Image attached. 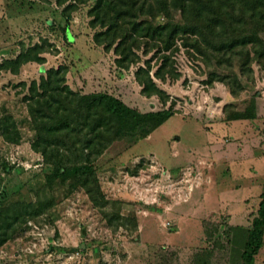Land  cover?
<instances>
[{
	"label": "rangeland",
	"instance_id": "374dc122",
	"mask_svg": "<svg viewBox=\"0 0 264 264\" xmlns=\"http://www.w3.org/2000/svg\"><path fill=\"white\" fill-rule=\"evenodd\" d=\"M88 8L73 13L67 35L56 0H0V62L42 38L59 48L46 53L44 65L30 62L16 74L0 72V115L13 114L22 134L17 145L0 135L2 185L13 198L55 199L0 247V264H198L195 257L202 253L201 264L236 263L264 191V72L257 67L256 82L244 79L246 89L238 97L224 83L205 84L208 67L186 50L176 54L179 79H156L178 113L137 143L115 141L95 163L105 195L119 201L105 210L120 212L127 217L122 221L134 217L137 226L117 227L121 218L105 215L83 189L70 193L59 184L44 189L48 168L31 148L27 90L18 84L39 80L42 66L67 62L74 90L107 91L144 112L170 105L142 93L137 65L119 71L114 53L93 43ZM157 64L155 59L154 68ZM234 109L256 116L231 121L226 113ZM221 224L230 227L229 235L220 238L219 231L211 240L206 228ZM218 238L223 243L216 245ZM213 246V254H205ZM255 258L264 264V244Z\"/></svg>",
	"mask_w": 264,
	"mask_h": 264
},
{
	"label": "trees",
	"instance_id": "16d2710c",
	"mask_svg": "<svg viewBox=\"0 0 264 264\" xmlns=\"http://www.w3.org/2000/svg\"><path fill=\"white\" fill-rule=\"evenodd\" d=\"M93 2L91 5V0H56L66 18L62 26L65 34L68 35L73 13L81 6H88L89 26L94 30L93 43L106 53H114L119 71L137 65L135 76L142 93L158 96L165 106L170 102L169 107L144 112L107 91L82 93L74 90L69 85L70 65L67 62L50 68L42 66L39 80L18 84L27 90L23 101L34 129L31 148L41 155L42 163L48 168L44 189L53 188L55 184L66 185L70 193L83 189L95 207L103 209L105 215L117 214L122 221L127 217L120 212L105 210L111 205L115 207L119 201L105 195L96 170L97 159L115 141L131 139L137 143L178 113L176 101L156 82V79L180 78L176 54L186 50L201 61L208 67L204 83L208 86L224 83L234 97L246 89L244 79L256 82L255 67L264 72V0ZM176 16L178 23H175ZM54 47L48 38H42L3 59L0 72L16 74L30 62L44 65L46 53L59 52V48ZM155 59L156 68L153 66ZM232 106L233 103L226 107ZM226 114L231 121L256 116L246 109L228 110ZM0 135L10 144L21 142L22 134L13 114L0 115ZM3 167L6 172L12 169L6 161ZM2 182L0 178V247L55 204L53 196L35 200L13 198ZM132 219L122 221L117 227L126 226L128 222L137 226L136 219ZM226 225H217L213 230L208 227L206 233L212 240L220 231V238H224L231 230ZM220 238L214 244L221 243ZM242 243L239 259L234 264H258L255 257L264 244V191L258 213L246 229ZM215 247L205 254H213ZM203 255H197L195 262L201 264Z\"/></svg>",
	"mask_w": 264,
	"mask_h": 264
},
{
	"label": "crops",
	"instance_id": "0c3cea01",
	"mask_svg": "<svg viewBox=\"0 0 264 264\" xmlns=\"http://www.w3.org/2000/svg\"><path fill=\"white\" fill-rule=\"evenodd\" d=\"M242 120H246V119H242Z\"/></svg>",
	"mask_w": 264,
	"mask_h": 264
}]
</instances>
